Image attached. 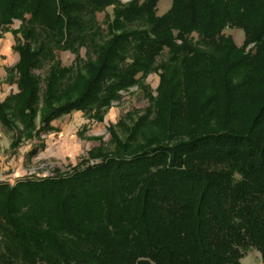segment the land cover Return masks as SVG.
<instances>
[{"label": "trees", "instance_id": "obj_1", "mask_svg": "<svg viewBox=\"0 0 264 264\" xmlns=\"http://www.w3.org/2000/svg\"><path fill=\"white\" fill-rule=\"evenodd\" d=\"M159 3L0 0V33L22 24L19 93L0 103L12 149L76 112L102 123L153 73L165 87L125 140L111 128L114 152L0 183V264H243L252 250L264 264V0H172L161 17Z\"/></svg>", "mask_w": 264, "mask_h": 264}, {"label": "rangeland", "instance_id": "obj_2", "mask_svg": "<svg viewBox=\"0 0 264 264\" xmlns=\"http://www.w3.org/2000/svg\"><path fill=\"white\" fill-rule=\"evenodd\" d=\"M120 1L126 5L131 0ZM171 8L172 0H160L158 16H164ZM113 18L114 7L97 15L99 25L105 31ZM21 25L20 21H15L11 32L0 33V103L19 93L18 76H13V83L8 82V77L10 71L20 61V56L15 51L19 42L13 32L18 31ZM224 34L232 37L238 47L244 45L245 34L242 30L227 29ZM20 40L22 41L21 36ZM86 53V49L81 51L83 60L87 59ZM56 57L65 68L72 67L76 60V56L70 52H57ZM168 58V53H164L159 60V65L162 66L168 62ZM47 70L48 68L38 70L36 74L44 80ZM161 73L162 71L153 73L140 85L122 92L121 99L113 103L102 123L90 120L82 112H76L55 121L52 124L55 130L33 140H23L17 150L11 147L19 137V133L7 130L0 125V183L15 185L25 178L40 179L70 173L72 168L80 165L83 160H89L91 153L114 152L115 144L111 128L118 137L125 140L127 129L154 111L156 104H161L165 100V87L162 84ZM42 147L44 149H41ZM35 149H38V155L32 156L31 153ZM243 264H262L261 255L252 250L243 260Z\"/></svg>", "mask_w": 264, "mask_h": 264}]
</instances>
